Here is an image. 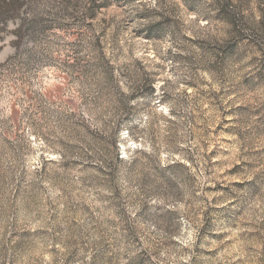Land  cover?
I'll list each match as a JSON object with an SVG mask.
<instances>
[{"label":"rangeland","instance_id":"374dc122","mask_svg":"<svg viewBox=\"0 0 264 264\" xmlns=\"http://www.w3.org/2000/svg\"><path fill=\"white\" fill-rule=\"evenodd\" d=\"M0 264H264V0H22Z\"/></svg>","mask_w":264,"mask_h":264},{"label":"trees","instance_id":"16d2710c","mask_svg":"<svg viewBox=\"0 0 264 264\" xmlns=\"http://www.w3.org/2000/svg\"><path fill=\"white\" fill-rule=\"evenodd\" d=\"M22 0H4L0 7V23L15 19L20 15ZM20 35V29L16 31Z\"/></svg>","mask_w":264,"mask_h":264}]
</instances>
